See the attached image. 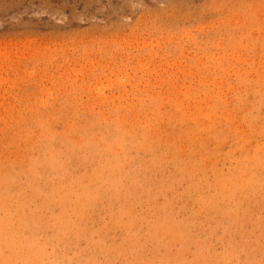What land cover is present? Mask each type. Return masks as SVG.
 Segmentation results:
<instances>
[{"label":"rangeland","instance_id":"374dc122","mask_svg":"<svg viewBox=\"0 0 264 264\" xmlns=\"http://www.w3.org/2000/svg\"><path fill=\"white\" fill-rule=\"evenodd\" d=\"M0 264H264V0H0Z\"/></svg>","mask_w":264,"mask_h":264}]
</instances>
